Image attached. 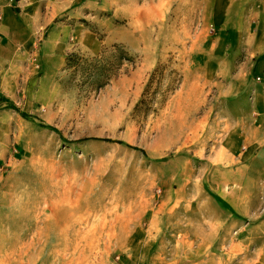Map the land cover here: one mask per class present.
Returning a JSON list of instances; mask_svg holds the SVG:
<instances>
[{"label": "rangeland", "instance_id": "374dc122", "mask_svg": "<svg viewBox=\"0 0 264 264\" xmlns=\"http://www.w3.org/2000/svg\"><path fill=\"white\" fill-rule=\"evenodd\" d=\"M7 2L22 26L0 32V264H178L179 203L221 187L249 190L260 234L264 0Z\"/></svg>", "mask_w": 264, "mask_h": 264}, {"label": "crops", "instance_id": "0c3cea01", "mask_svg": "<svg viewBox=\"0 0 264 264\" xmlns=\"http://www.w3.org/2000/svg\"><path fill=\"white\" fill-rule=\"evenodd\" d=\"M19 23L14 17L10 3L7 0H0V32L5 34L11 26ZM222 148L220 145L214 156H217L218 160H221L222 156L224 157L222 160H233L235 153L224 152ZM257 159L264 161V149ZM217 188L214 187V190ZM193 189L194 194L201 196L205 193L206 187L197 185ZM220 190L223 199L218 200V197L204 194L199 201L191 198L187 202L185 198L184 203H179L181 210L190 218L186 217L180 222L178 264H234L235 258H238L235 264H264V217H260L257 224L260 234L251 235L250 220L247 219L253 213L249 203V190L235 192L237 193L235 197L228 190L223 191L222 187ZM166 210L168 209L164 208L162 213L152 215L150 218V239L153 241L156 238L155 232L162 231L165 226ZM253 242L257 244L248 252Z\"/></svg>", "mask_w": 264, "mask_h": 264}, {"label": "trees", "instance_id": "16d2710c", "mask_svg": "<svg viewBox=\"0 0 264 264\" xmlns=\"http://www.w3.org/2000/svg\"><path fill=\"white\" fill-rule=\"evenodd\" d=\"M116 51H119V46H117V45H112L109 48L105 47L104 50L102 51L103 55H104L102 57V59L103 60L106 59V63H107L106 72L109 73V74H113V75L117 74L116 73L117 70H118L117 68L119 67L118 66L119 63H116L115 60H114V57L116 56V54H115ZM109 57L112 58V61L109 59ZM125 59L128 60L131 63L132 62L134 63V61H132L131 59H128L127 57H125ZM45 127H47L48 129L54 131L55 133H57L60 136V138H61V134H60L59 130L56 127H54L52 125H45ZM103 140H109V139L103 138ZM113 141L116 142V143H122V141H120V140H113ZM128 146L131 147L132 149H139L135 145H128ZM139 150L141 152H143L142 149H139Z\"/></svg>", "mask_w": 264, "mask_h": 264}]
</instances>
